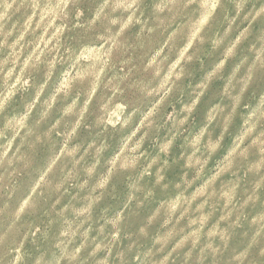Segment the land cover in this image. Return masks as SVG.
Segmentation results:
<instances>
[{"label": "clouds", "instance_id": "obj_1", "mask_svg": "<svg viewBox=\"0 0 264 264\" xmlns=\"http://www.w3.org/2000/svg\"><path fill=\"white\" fill-rule=\"evenodd\" d=\"M0 264H264V0H0Z\"/></svg>", "mask_w": 264, "mask_h": 264}]
</instances>
